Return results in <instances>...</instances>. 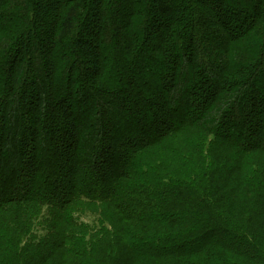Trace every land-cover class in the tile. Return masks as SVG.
I'll use <instances>...</instances> for the list:
<instances>
[{"label": "trees", "instance_id": "16d2710c", "mask_svg": "<svg viewBox=\"0 0 264 264\" xmlns=\"http://www.w3.org/2000/svg\"><path fill=\"white\" fill-rule=\"evenodd\" d=\"M0 264H264V0H0Z\"/></svg>", "mask_w": 264, "mask_h": 264}, {"label": "rangeland", "instance_id": "374dc122", "mask_svg": "<svg viewBox=\"0 0 264 264\" xmlns=\"http://www.w3.org/2000/svg\"><path fill=\"white\" fill-rule=\"evenodd\" d=\"M105 51H106V49H105ZM47 173L45 172V171H39V172H37V177L39 178V179H42L45 175H46Z\"/></svg>", "mask_w": 264, "mask_h": 264}]
</instances>
